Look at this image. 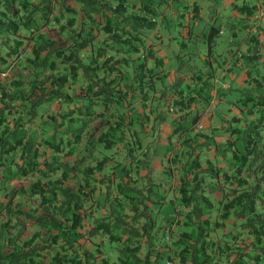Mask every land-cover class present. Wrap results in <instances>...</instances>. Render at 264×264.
Masks as SVG:
<instances>
[{"label":"trees","instance_id":"1","mask_svg":"<svg viewBox=\"0 0 264 264\" xmlns=\"http://www.w3.org/2000/svg\"><path fill=\"white\" fill-rule=\"evenodd\" d=\"M149 5L145 0H0V173L6 168L26 179L11 188L0 186V214H5L0 264H149L151 248L142 257L140 242L150 243L158 228L147 206L154 201L151 190L158 194L163 183L155 190L150 169L138 170L150 164L143 157L150 149L144 137L129 129L134 138L127 139L121 129L124 83L143 87L148 81L155 88L157 71L154 63L140 60L142 47L130 55L120 50L130 37L127 25H156ZM256 5L244 2L237 11L250 17ZM215 28L210 41L220 31ZM141 30H129L136 33L132 44L141 39ZM262 50L254 35L247 50L233 51L221 69L232 77L233 63L240 64L237 78L243 85L240 113L225 126V139L212 143L210 133L198 131L169 158L182 168L164 164L167 177H162L174 178L179 198L175 211L166 214L170 234L177 225V264H264V67L249 64L257 51L264 57ZM129 62L133 79L122 68ZM16 68L28 70L16 73ZM177 85L173 82L172 89L179 90ZM55 101L57 109L45 115ZM117 151L130 161L117 158L112 173H105V153L113 157ZM208 151L223 157L229 152L227 166H218ZM133 173L144 175L141 187ZM209 180L221 183L219 198L205 188ZM17 195L36 203L22 209ZM29 223L35 225L30 232ZM105 239L121 244L114 260L104 253ZM156 256L172 258L169 249L158 248Z\"/></svg>","mask_w":264,"mask_h":264},{"label":"rangeland","instance_id":"2","mask_svg":"<svg viewBox=\"0 0 264 264\" xmlns=\"http://www.w3.org/2000/svg\"><path fill=\"white\" fill-rule=\"evenodd\" d=\"M146 1H150L149 6L152 8L153 18H156V25L154 27H151L155 28L152 32V35L153 37H155V39L153 37L152 39L156 41L157 36H155V34L161 33L163 35L162 38L164 39V42L167 43L168 40L172 42L169 38L167 40V33H165V30H163V28H160L159 25L161 22H166V24L169 25V31H172L173 33L175 32L173 27L175 16L174 14L169 13V11L172 7L175 8L177 3L173 2L172 4H168L166 0H145V2ZM187 2L191 6L196 3V5L200 9V15L197 19L201 25L204 37L203 40L202 38L196 39L197 37H194V41L190 49L192 52L191 55L193 56L192 60H190V58L188 57H183V59L174 57V60L177 63L171 64L175 68V71L173 70L172 73L177 75V79L182 80L179 82L181 85H183L184 88H186L184 89L186 90L185 92H187L188 89L186 84H189L190 82V79L188 77L191 73L189 72L190 68L193 70L202 71L203 80H205L206 84L203 88L202 97L200 98L203 101L200 99L197 100L198 108L189 110V113L185 115L184 119L176 117V119L170 123V131L174 136H179V134L181 133L180 131L189 132L190 134H196L198 133V131L210 133L208 135H210L212 143H215L225 139V136L227 135L224 129L225 126L228 125V122L233 114L240 113L238 96L240 90L243 88L242 81L238 80L237 78L238 72L240 70V64L238 65L237 63H233L234 67L232 69V77L228 76L227 73H222L221 69L227 65V61L230 62V56L233 51L240 54L242 51L247 50L250 39L254 35L257 37V39H259L260 42L263 43L264 48V0H185V3ZM244 2L249 4L256 2L257 4V9L254 10V13L248 18L244 13H237V5H240ZM166 7L168 8V11L166 10ZM163 12L166 13L165 16L161 15V13ZM216 14L217 16H215ZM213 21H216L217 24L221 23L222 27L219 33L217 35H214L213 40L210 41V39L208 38V33L210 31V26L213 24ZM146 28L147 33H150V28H148L147 26ZM47 33L53 35L54 31H48ZM201 33L199 35H201ZM209 45L211 48L210 50ZM193 46L195 48H193ZM196 48L203 51V60L200 59L198 54L195 52ZM262 54H264V50H262ZM263 59L264 57H260L257 51V55L253 57V61H250L249 64H254L255 70H262V68L264 67V64L262 62ZM244 62L246 63L247 61L244 60ZM218 64H220V67L218 66ZM156 67L159 69L158 65H156ZM164 67H167L166 63ZM157 68L156 71L158 73L161 71L167 72L166 69L157 70ZM27 70L28 69L24 68L23 70L22 68H16L15 72L17 73L18 71H21L22 73H26ZM125 70L124 75L127 77V79H133L134 68L131 69V64L126 67ZM177 70H181V74L185 77H181V74H178ZM176 78L169 79L168 77H166V75L161 74L159 78L154 77L153 85L156 88H165L166 86H169V84L171 85L173 82H176ZM147 82L148 81H146V83L144 82L143 87L148 91L149 94H151L154 90L153 87L151 88V85ZM158 100L159 99L156 98L155 104H158ZM57 105L58 101L51 103L46 108L47 112L45 111V115L50 111L56 110ZM38 110H42V108L39 107ZM199 110L201 111L199 120H201L200 122L203 124L202 128H199L196 122H193V119L196 116H199ZM157 124L158 121H146L140 125L137 122L136 128L138 133L143 135L145 145L146 142L149 143L150 138L153 139L154 137L155 141H151L152 148H154L156 144V147L158 148L157 152L159 154H163L164 157H162L161 160L163 161V164H165V167L171 165L173 169H177L178 167H181L179 161L173 160L172 162V160L169 159L174 156L175 153L179 152L178 150L175 151V149H173L177 137L175 136L174 139L171 140V142H169L168 139H166L165 141H160L158 138L160 135V129ZM91 125L92 124H90V126L88 127V132L91 131ZM33 127H36V123L33 124ZM213 129L214 131H212ZM32 130L33 128L31 129V131ZM30 133L34 134L33 132ZM164 137L166 138L167 136ZM181 144L182 142H179V148L181 147ZM206 150L207 148H203V153L201 152L202 164L205 163L203 161V157L205 156ZM81 152L82 151L74 152L67 159L72 161L75 159V157H77V155L80 156ZM207 153H209L208 157L214 160V162L218 166H227V159L230 155L229 152L224 153V157L221 154L215 155L212 151H208ZM105 156L108 161L107 166L104 168L105 173H112V165H115L118 159H121L122 161L125 160L124 158H121L119 151L115 152L113 157L109 156L108 153H105ZM181 156L182 154L178 155V157ZM154 159L157 160V157H155ZM126 160L130 161V155L126 157ZM165 167L151 168L149 170V175L152 182L150 183V185H153L155 190L160 188L161 182L163 183V189L159 190L158 194H153L154 190H151V195L154 198V201H148L147 206V211L149 215L155 219V225L158 228L156 231L151 232L149 236L151 240L150 243L146 240H142L140 242L141 250L139 254L142 257L144 256L146 250L148 248H151V253L149 255V264H177V258L175 257L173 252V249L177 247L174 244L175 235L173 233L174 230L177 229V225L172 226V233L170 234V231L167 229L168 225L166 222V214L175 211V208L179 206V198L176 196V190L174 191V189L172 188V181L174 180V178L171 176V178H169L168 180L167 178L162 177V175H165ZM176 172L177 173L175 174L179 176L178 173L180 171L176 170ZM133 176L136 177V181H134V184L138 187H141V185L145 183L143 178L144 175L133 173ZM7 177H9V179H7ZM108 178H110L111 180L115 179L114 175H108ZM24 181H26V179L24 177L17 176L14 170L5 168L0 173V186L11 188L12 186L19 185ZM204 185L207 190H210V193L214 195L215 198H219L222 195L223 190L221 188L220 182L209 180L206 181ZM160 192H163V194L158 197V195H160ZM15 200L19 201L21 203L20 207L26 210L29 209L30 204L32 205L36 203L33 197H25L23 195H17ZM105 205L106 208L109 207L107 201L105 202ZM124 205L128 207V203H125ZM4 215V212H2V214H0V219ZM160 228H162L163 230H160ZM34 229L35 225L29 223L28 231L30 232ZM116 233L121 234L120 232ZM120 246L121 244H119L117 241H108L107 239H105L103 243L104 253L109 256L111 260H114L120 253ZM158 248L162 251H164V249H169V253L172 258L156 256Z\"/></svg>","mask_w":264,"mask_h":264},{"label":"crops","instance_id":"3","mask_svg":"<svg viewBox=\"0 0 264 264\" xmlns=\"http://www.w3.org/2000/svg\"><path fill=\"white\" fill-rule=\"evenodd\" d=\"M188 1H193V0H188ZM168 4H172L173 2H176V7L171 8L169 13L174 14V30L175 32L173 33L172 31H169V25L166 24V22H161L160 23V28H163L165 30L167 40L168 38L172 41L170 42H164V39L162 38L161 33H156L155 36H157V40L154 41L152 39L153 35L152 32L155 28H150V33H145L143 30L146 29V25H144L143 28H140L137 24L135 26L132 25H127L126 27V35H130V37H127L126 39V44L124 43V48H120V50L126 55V54H131L132 51H135L134 49L136 46L142 47L144 51V57L140 60H144L146 66H150L152 63L154 65H158L159 69H166L167 72L161 71V72H156V77L159 74H164L166 77L169 79H175L177 75L173 74L172 71H175V68L171 65L173 63H177L174 60V57L178 59H183V57H188L190 60L193 59V56L191 55V45L194 41V37L196 36V39L202 38L203 40V31L201 29V25L198 22V17L200 15V9L197 6L196 9L193 8L190 4L185 3V0H166ZM196 4V3H195ZM249 4V3H247ZM166 10L168 11V8L166 7ZM142 11V10H141ZM144 12V11H142ZM237 13H240L237 11ZM166 13H161V15L165 16ZM213 16V15H211ZM217 16V14L215 15ZM249 17V16H247ZM138 23V22H134ZM171 25V23H170ZM172 27V25H171ZM170 27V28H171ZM215 27L219 28L221 30L222 24L219 23L217 24L216 21H213V24L210 26V29H216ZM139 29H142L139 34H141V39H135V43L132 44V39L133 36L137 33ZM129 30H135L136 33L132 34L129 32ZM202 32V33H201ZM201 33V35H199ZM151 37V38H150ZM155 39V37H153ZM143 39L149 44L144 46L142 44ZM193 48H195L193 46ZM124 50V51H123ZM195 52L198 54L199 58L203 60V51L200 49H195ZM190 54V55H187ZM139 57H137L136 64H139ZM165 63L167 64V67H164ZM135 64V65H136ZM130 65V62L126 66H122V68H126ZM134 65H131V69ZM157 68V67H156ZM157 68V70H159ZM190 75L188 76L190 79L191 84H186L187 85V92H185L186 88L183 87V85L178 83L176 81V85L179 86V90L172 89V86L169 84V86H166L165 88H153V92L151 94L148 93L147 90H145L144 87L137 85V83L134 84H128L124 83V100H125V117L123 119L124 123L122 124V129L123 132L125 133L127 139L129 137L134 138L133 136H130L129 129H132L133 132H135V136H140L142 137L143 135L136 132L137 131V126L136 123L138 124H143L146 121H158V127L160 129V135H159V140H166L168 139L169 142H171L172 139H174V136L171 133V127L170 123L176 119V117L183 118L187 113H189V110L193 108H198V101L203 94V72L198 71V70H193L190 68L189 70ZM178 74H181V70H177ZM181 77H185L182 74L180 75ZM135 78L136 75H135ZM177 80V78H176ZM180 81H182L180 79ZM175 86V85H174ZM162 90V91H161ZM151 96V97H150ZM156 98L158 100V104H155ZM202 100V99H200ZM203 101V100H202ZM200 111V110H199ZM201 111L198 112L199 116H196V124L197 126L199 124H203L199 120ZM203 114V113H202ZM95 121H98L95 120ZM154 127V125H153ZM167 136L166 138L164 136ZM193 134H190L189 132L182 131L179 136H176V141L174 143L173 149L179 150V142H185V139L188 138V136H193ZM203 139V138H202ZM151 141H155L154 137L153 139H149V147L150 149L148 150L146 155H143V157L150 158V164L149 166L145 167H138V170H141V172H147V169L151 168H164L163 161L161 160L163 154H159L157 152V147L156 144L154 148H152ZM157 142V141H156ZM174 151V153H175ZM144 152L141 151V154ZM168 155V152H167ZM129 156V155H128ZM178 156V155H177ZM176 156V157H177ZM157 157V160L154 158ZM129 158V157H128ZM154 160V161H153ZM125 162H129V160H125ZM152 166V167H151ZM134 168V167H133ZM136 169V168H134Z\"/></svg>","mask_w":264,"mask_h":264},{"label":"built area","instance_id":"4","mask_svg":"<svg viewBox=\"0 0 264 264\" xmlns=\"http://www.w3.org/2000/svg\"><path fill=\"white\" fill-rule=\"evenodd\" d=\"M244 1H246V0H244ZM260 12H261V11H260ZM198 126H199V128H202V125H201V124H199Z\"/></svg>","mask_w":264,"mask_h":264}]
</instances>
